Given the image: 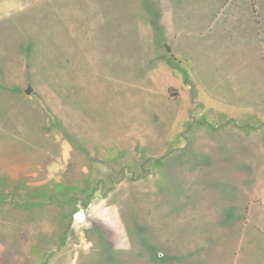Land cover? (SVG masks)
<instances>
[{"label": "rangeland", "instance_id": "obj_1", "mask_svg": "<svg viewBox=\"0 0 264 264\" xmlns=\"http://www.w3.org/2000/svg\"><path fill=\"white\" fill-rule=\"evenodd\" d=\"M180 8V0H0V264H53L74 215L97 197L136 209L150 190L165 211L213 192L264 212V90L237 120L180 102L186 93L165 75L183 63L179 28L171 39L166 27ZM208 119L209 131L229 123V133H210V149H198L185 134ZM252 222L264 234V216Z\"/></svg>", "mask_w": 264, "mask_h": 264}, {"label": "crops", "instance_id": "obj_2", "mask_svg": "<svg viewBox=\"0 0 264 264\" xmlns=\"http://www.w3.org/2000/svg\"><path fill=\"white\" fill-rule=\"evenodd\" d=\"M191 1L184 0L188 5H183L180 0V19H166L171 39L174 28H179L177 56L183 60L181 71L167 67L166 81L186 93L180 102L197 103L198 115L212 110L235 120L252 114L253 91L264 90V0H202L196 7ZM207 122H195L201 129L197 135L186 131L185 137L198 149L199 145L210 149L206 140L210 133L219 137L229 133L223 130L229 123L209 131ZM145 182L150 183H131ZM149 192L138 198L146 205L143 209L138 201L133 204L136 209H122L113 196L89 202L90 209L74 215L70 235L53 264H264V244H256L261 236L264 239L262 227L252 222L264 212L251 209L252 199L213 192L187 195L180 209L158 211Z\"/></svg>", "mask_w": 264, "mask_h": 264}, {"label": "water", "instance_id": "obj_3", "mask_svg": "<svg viewBox=\"0 0 264 264\" xmlns=\"http://www.w3.org/2000/svg\"><path fill=\"white\" fill-rule=\"evenodd\" d=\"M30 91H31L30 87H28V88L25 90L26 93H29Z\"/></svg>", "mask_w": 264, "mask_h": 264}]
</instances>
